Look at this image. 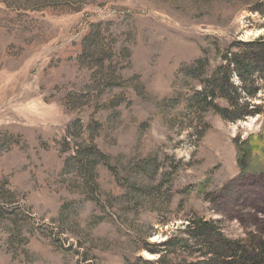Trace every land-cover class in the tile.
<instances>
[{
	"label": "rangeland",
	"instance_id": "374dc122",
	"mask_svg": "<svg viewBox=\"0 0 264 264\" xmlns=\"http://www.w3.org/2000/svg\"><path fill=\"white\" fill-rule=\"evenodd\" d=\"M258 37L264 0H0V264H127L191 217L264 219L233 142L262 120L191 110L184 73ZM78 150L106 158L91 182Z\"/></svg>",
	"mask_w": 264,
	"mask_h": 264
},
{
	"label": "trees",
	"instance_id": "16d2710c",
	"mask_svg": "<svg viewBox=\"0 0 264 264\" xmlns=\"http://www.w3.org/2000/svg\"><path fill=\"white\" fill-rule=\"evenodd\" d=\"M235 45L239 46L236 52L231 48L218 51L220 63L208 74L202 60L184 69L187 77L195 78L200 85L188 107L196 112L212 111L233 123L258 115L262 122L254 139L239 143L236 137L233 142L239 178L246 173L264 175V41L258 37ZM256 99L260 103L251 104ZM252 151L257 152L254 159ZM80 154L78 150L83 172L91 182L98 160L106 158L95 150L93 155ZM176 232L159 243H145L144 249L156 258L138 257L127 264H264V219H259L242 237L228 236L220 220L200 216L189 218Z\"/></svg>",
	"mask_w": 264,
	"mask_h": 264
}]
</instances>
